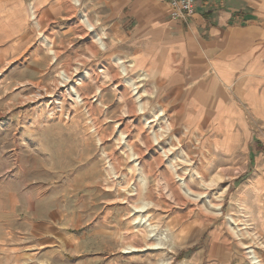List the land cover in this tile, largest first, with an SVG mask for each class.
I'll use <instances>...</instances> for the list:
<instances>
[{"label":"rangeland","instance_id":"obj_1","mask_svg":"<svg viewBox=\"0 0 264 264\" xmlns=\"http://www.w3.org/2000/svg\"><path fill=\"white\" fill-rule=\"evenodd\" d=\"M121 1L0 0V188L62 224L77 264H256L250 248L264 264V152L186 127L120 45Z\"/></svg>","mask_w":264,"mask_h":264},{"label":"crops","instance_id":"obj_2","mask_svg":"<svg viewBox=\"0 0 264 264\" xmlns=\"http://www.w3.org/2000/svg\"><path fill=\"white\" fill-rule=\"evenodd\" d=\"M120 3V45L167 81L186 127L200 139L210 133L225 154L243 144L264 152V0H194L184 17H172L165 0ZM23 22L13 36L28 15ZM256 167L264 169V160ZM31 203L27 193L0 188V264H75L63 255L73 236L59 222L36 219Z\"/></svg>","mask_w":264,"mask_h":264},{"label":"bare ground","instance_id":"obj_3","mask_svg":"<svg viewBox=\"0 0 264 264\" xmlns=\"http://www.w3.org/2000/svg\"><path fill=\"white\" fill-rule=\"evenodd\" d=\"M74 3L75 4H77L78 3V0H74ZM80 21H82V23L84 24V26L86 27V30L87 31H90V32H92V34H93V38L95 39V41H96V43L99 45V47H104V45H105V43H104V35H99L96 31H95V28H94V24L87 18V16H86V14L85 13H82L81 14V16H80ZM48 42V44H50V41H47ZM117 61H119V62H121L119 59H117ZM126 70V68H124V67H122V71L124 72ZM61 74V78H62V80H64V81H66V80H68L69 79V76L66 74V72H61L60 73ZM134 79V78H133ZM126 83V84H125ZM125 85H127L128 87L130 86V87H132L131 89H133L134 88V90H135V88L137 89V87L136 86H134V82H133V80L131 79V78H129V79H126L125 80ZM126 87V86H125ZM133 90V91H134ZM74 92V94L75 95H77V91L75 92V91H73ZM136 93L138 92L137 90L135 91ZM78 95H79V93H78ZM77 95V96H78ZM136 95V94H135ZM137 97H138V95H137ZM76 98V97H75ZM146 120V119H145ZM148 121V120H147ZM217 176H214V178L212 177V178H210V180H209V183L211 184L212 182H214L215 181V178H216ZM180 180H182V179H180ZM182 182H183V184H184V186H186V193H191V191H190V189L187 187V185H186V183H184V180H182ZM192 194V193H191ZM199 196H202V195H199ZM219 207V206H218ZM130 250H136V248L135 247H130ZM248 252L250 253L249 254V257H251V259L252 260H254L253 262L254 263H256V264H259L260 263V261H259V259L257 258V256L255 255V253L253 252V250H251V248L248 250ZM162 264H167V263H162Z\"/></svg>","mask_w":264,"mask_h":264},{"label":"built area","instance_id":"obj_4","mask_svg":"<svg viewBox=\"0 0 264 264\" xmlns=\"http://www.w3.org/2000/svg\"><path fill=\"white\" fill-rule=\"evenodd\" d=\"M172 17H184L192 13L194 0H165Z\"/></svg>","mask_w":264,"mask_h":264}]
</instances>
